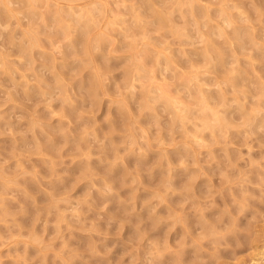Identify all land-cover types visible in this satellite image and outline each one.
Masks as SVG:
<instances>
[{"label": "rangeland", "instance_id": "374dc122", "mask_svg": "<svg viewBox=\"0 0 264 264\" xmlns=\"http://www.w3.org/2000/svg\"><path fill=\"white\" fill-rule=\"evenodd\" d=\"M0 264H264V0H0Z\"/></svg>", "mask_w": 264, "mask_h": 264}]
</instances>
